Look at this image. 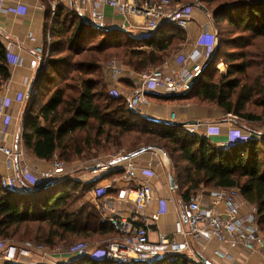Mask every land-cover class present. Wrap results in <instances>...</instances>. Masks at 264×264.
I'll return each instance as SVG.
<instances>
[{
	"label": "trees",
	"instance_id": "1",
	"mask_svg": "<svg viewBox=\"0 0 264 264\" xmlns=\"http://www.w3.org/2000/svg\"><path fill=\"white\" fill-rule=\"evenodd\" d=\"M42 1L46 5V20L55 18L54 50L37 78L40 82L37 93L24 119L25 149L41 161L51 162L57 156L71 164L79 157L97 156L94 151L125 148L128 155H135L159 147L168 157L176 193L186 204L202 186L237 188L243 199L256 208L258 224L264 232V135L233 142L229 149L221 150L201 135L190 134L183 125L157 123L142 116L131 108L125 96L114 95L109 90L104 71L107 51H115L112 55L119 56L124 64L144 72L171 60L173 52H179L187 43L188 32L167 25L147 37H131L127 29L85 23L77 12L59 3L52 12L51 6L57 0ZM172 2L184 7L200 2L211 12L213 25L220 27L221 22H226L244 36L240 43L233 42L236 45L233 53L224 52L222 40L218 41L217 51L203 67L190 93L173 96L149 93V99L163 104L217 106L242 125L264 123V55L254 64L249 60L251 53L242 50L255 47L256 41L264 37V0ZM57 52L63 53L59 61L54 57ZM70 56L78 60L62 62ZM220 63L227 66L226 72L218 69ZM9 64L7 46L0 41V92L11 77ZM255 66L261 71L251 75ZM46 83L50 84L49 89L42 94ZM254 108L260 110L255 112ZM100 181L86 182L76 175L47 188L43 187L48 182H38L35 186L26 185L24 192H10L0 180V239H18V231L24 228L35 234L33 241L28 242L55 249L60 243L72 245L80 239L100 242L118 236L117 229L104 221L98 208L86 200L89 191L97 188ZM61 264L116 263L85 255ZM128 264L201 263L171 254L153 262Z\"/></svg>",
	"mask_w": 264,
	"mask_h": 264
},
{
	"label": "built area",
	"instance_id": "2",
	"mask_svg": "<svg viewBox=\"0 0 264 264\" xmlns=\"http://www.w3.org/2000/svg\"><path fill=\"white\" fill-rule=\"evenodd\" d=\"M71 7L77 12V15L85 23H100L104 21V14L100 12V7H108L117 12L122 19L123 29L129 30L132 26L131 18L142 17L145 19L143 27L149 33L155 32L163 26H175L189 32V26L194 22L192 10L175 6L171 0H147L138 2L137 0H69ZM89 5H91L89 7ZM54 11L56 6L53 5ZM8 11L12 14H26L28 9L26 6L16 4L14 0H0V12ZM38 15H44L43 11L37 12ZM198 26L201 28V33L196 40V47L189 54L179 53L173 60H176V66H172V61H167L162 66L154 67L141 74L135 70H126L116 59L111 60L106 70L114 79L119 81L120 77H127L133 80L136 84L133 91L125 96L129 101L131 108L138 111L141 104H146L150 101L148 94L154 93L162 96H173L190 93L195 84L199 81L204 63L200 62L201 47L209 48L216 52L218 49V33L212 22L199 21ZM104 27V26H101ZM0 29L4 31L5 24L0 23ZM21 32L17 29L9 31V36L12 38L8 42V54L11 64H19L22 60L18 59L13 52L15 48L14 40L20 38ZM52 38L47 36V47L36 48L35 52L43 58V64L47 62L51 55ZM219 69H224L225 64L220 63ZM114 95H121L115 87L112 89ZM140 112V111H139ZM4 113V105L0 101V119ZM142 116L151 117L159 123H176L181 121V116L177 112H173L171 116H167L165 112V104L157 103L152 113L146 114L140 112ZM17 121L15 118H10L7 125L0 130V154L4 156V160H0V180L4 188L10 192L23 191V182H30L36 185L38 182H60L67 176L73 175L74 172L68 171L66 164L59 160L49 164L47 169L33 168L29 164L24 163L27 150L24 147H9L6 145V139L16 134ZM190 134H197V128L194 126L183 125ZM21 127L19 128V136ZM211 144L218 149H229L233 144V137L229 133H222L218 126H209L201 134ZM123 155H126L124 153ZM22 161L23 164L18 163ZM96 162L90 168L92 171L113 170L116 168L108 167L106 163L99 165L102 162ZM19 166L18 168V165ZM15 168L17 172L14 173ZM96 168V169H94ZM151 166L139 169L131 159L127 160L123 166L125 170L124 177L129 181H136L138 172L142 170L150 178L154 177L155 172L151 170ZM95 191L96 198L107 194V190ZM239 190L236 188H219L213 189L209 194L211 202L209 206L202 205L200 195L193 197L184 209L187 227L178 230V234H184L186 240L183 243H178L176 233L166 232L159 236L161 245H169L172 247L174 255H183L192 260L197 259L196 253L193 251L191 240H200L207 234H212L220 243L228 244L232 247L238 245L243 246L249 251L257 252L262 255L264 264V232L260 228L257 220V215L254 213L243 214L241 205L238 202ZM121 197L125 200L133 202L135 205V217L129 218L122 215H117L109 218V222L117 229L119 235L116 239L105 241L101 245V251L105 254V258L116 264H128L133 261L153 262L154 253H150L147 248L150 244V233L156 223L159 221L161 214L156 213L148 217L144 210L150 206L154 199V190L152 186L146 182L142 184L132 185L128 190L122 192ZM103 203H107L103 199ZM221 204L224 209H221ZM141 218L137 219V218ZM90 244L83 242L77 244L73 249L69 250H52L46 246H39L38 252L44 258L64 259L71 261L82 256L90 254ZM220 257H228L219 251L216 252ZM23 251L18 246H7L5 241L0 239V260L7 263H19ZM175 256L172 260H175ZM199 260V259H198Z\"/></svg>",
	"mask_w": 264,
	"mask_h": 264
},
{
	"label": "crops",
	"instance_id": "3",
	"mask_svg": "<svg viewBox=\"0 0 264 264\" xmlns=\"http://www.w3.org/2000/svg\"><path fill=\"white\" fill-rule=\"evenodd\" d=\"M16 4H21L27 7L28 11L26 14H12L8 11L0 12V23L5 24V29L2 31L0 29V41L4 45H8L10 39L9 31L12 29H17L21 32L20 38L14 40L15 48L13 52L18 59L22 60L19 64H9V69L11 73L10 79L4 84L0 92V101L4 105V113L0 119V130H2L10 120V118H15L17 121L16 134L6 139V145L9 147L18 148L24 147L23 143V133L25 131L24 119L27 118V106L28 101L31 97L33 100L34 94L33 90L38 84V76L40 72H43V58L35 52L36 48H46L47 47V36H52V26L55 22V18L46 20V5L42 0H14ZM65 5L72 10H74L69 0H57L56 4ZM91 5H89L90 7ZM45 7V8H44ZM100 12L105 16L101 26L117 29L122 27V19L117 14V12L108 7H100ZM43 11L44 15H38L37 12ZM75 11V10H74ZM194 22L191 25L190 30V40L182 48V54H189L193 52L196 47V40L201 33V28L198 26L199 21H210L208 18L209 14L204 9H194L192 11ZM133 19V21H132ZM132 26L129 30L142 31L143 36H149L148 31L144 29L143 24L145 19L142 17L131 18ZM98 25V24H97ZM49 30V34H48ZM52 38V37H51ZM52 46V45H51ZM8 49V46H7ZM52 50V48H51ZM201 58L200 62L204 63L205 66L208 65L211 59L213 51L209 48H200ZM172 66H176V60H171ZM226 70V67L223 69ZM107 71V70H106ZM106 81L109 86V90L114 89V87L121 91L124 96L130 94L135 86V82L127 77H120L119 81L114 79L111 72L106 74ZM30 88H32L31 95H29ZM112 91V90H111ZM157 102L156 100H151L146 104H141L138 111L146 114H150L155 109ZM165 112L167 116H171L173 112H177L181 116V121L183 123L189 124V126H194L197 128V134L201 135L206 127L218 126L221 128L222 133H229L233 137V142H244L248 139H259L264 135V125L259 124H244L239 122L236 117L229 116L219 107H207L197 104H181V103H171L165 104ZM21 127V132L19 136V128ZM25 148V147H24ZM104 158L94 159L97 162H102L99 165L103 166V163L108 164V167H114L113 170H99L97 172L90 170L93 168L90 165L89 169H86L85 174H80L79 178L83 181L90 182L93 180L101 179L97 188L89 191L86 200L92 202L102 214L103 220L109 222V218L117 215L126 216L129 218L135 217V205L133 202L125 200L121 197L122 192L128 190V187L132 185L142 184L148 182L154 190V199L150 206H148L144 213L150 217L152 214H161L159 221L153 227L150 233V244L147 250L150 253H154V258L160 259L164 258L172 253V247L169 245H161L159 236L162 233L173 232L176 233V239L178 243H183L186 240L184 234H178V230L183 227H187L186 219L184 215V209L182 199L177 196L176 188L172 189L169 182V160L166 159L165 155L159 150L144 151L135 155H117V156H107ZM57 157V156H56ZM55 157V158H56ZM58 158V157H57ZM56 158V159H57ZM131 159L133 163L139 168H147L151 166V170L155 172L154 177L150 178L147 174H144L142 170L138 172V178L134 181L127 180L125 175V170L123 166L126 165L127 160ZM0 160H4V156L0 154ZM55 160V159H54ZM24 163L29 164L33 168L47 169L51 162H45L39 160L32 153L29 154L27 151L26 156L23 160ZM108 162V163H107ZM18 163L23 164L22 161ZM92 164L96 162L91 161ZM18 165L19 166L21 165ZM79 165V164H78ZM77 166V165H75ZM67 168V166H66ZM167 169V172L166 170ZM17 172L15 168L14 173ZM116 172H118L116 174ZM113 177H109L111 175ZM75 175V174H73ZM108 175V176H106ZM106 176V177H105ZM105 177V178H103ZM43 184L40 181L39 184ZM35 186L30 182H23L22 187ZM107 190V194L104 196H99L96 198L95 191L99 189L104 191ZM216 188H207L202 186L201 190L195 195H200L202 198V205L204 207L209 206L211 198L209 194ZM237 189V188H236ZM25 190H23L24 192ZM238 202L241 205V211L243 214L257 213L255 207L246 202L241 193L238 194ZM194 196V197H195ZM103 199H106L107 203H103ZM221 209H224V205L221 204ZM142 220L141 218H137ZM191 245L193 251L197 254L203 255L206 259L210 260L214 264H262V255L257 252H252L247 250L241 245L237 247H232L225 243H220L212 235L207 234L200 240H191ZM24 251L21 262L19 264H61L64 259H49L44 258L39 253ZM219 251L223 254L228 255V257H220L216 254ZM96 259H106L105 254L100 250L99 247H93L90 250V254ZM192 261H198V259L192 258ZM6 262L0 260V264H5Z\"/></svg>",
	"mask_w": 264,
	"mask_h": 264
},
{
	"label": "rangeland",
	"instance_id": "4",
	"mask_svg": "<svg viewBox=\"0 0 264 264\" xmlns=\"http://www.w3.org/2000/svg\"><path fill=\"white\" fill-rule=\"evenodd\" d=\"M172 1V0H171ZM173 3V2H172ZM181 8H188L189 10H194V9H205V7H203L202 6V3H200V2H197V3H195L193 6H187V7H184V6H182V5H179ZM45 8V7H44ZM51 9H52V12H55L54 11V9H53V6H51ZM214 9V8H213ZM212 9V10H213ZM206 12L209 14V16H208V18L210 19V22H212V17H211V12H208L207 10H206ZM132 21H133V19H132ZM195 23V22H194ZM212 24H213V22H212ZM192 25V24H191ZM191 25L189 26V32H188V40H187V42H189V40H190V30H191ZM215 28H216V30L218 31V33H220L221 34V39H219V43H220V40H222V43L221 44H224V47H223V50H224V52H229V53H233L234 51H232L233 50V48L236 46L233 42L234 41H238V43H240V41L242 40V36H244V34L243 33H239L237 30H235V29H233V28H231V27H228V25H227V23L226 22H221L220 23V27H217V26H215V25H213ZM218 28V29H217ZM130 32V35H131V37H136V38H141L142 36H143V32L142 31H129ZM147 33H149V32H147ZM48 34H49V30H48ZM50 35H51V33H50ZM52 37V36H51ZM223 38V39H222ZM54 48V46H53V41H52V50H54L53 49ZM181 48H183V47H181ZM52 50H51V52H52ZM231 50V51H230ZM242 50L244 51V50H247V51H249L251 54H249V60L252 62V63H258L259 61H260V59H259V57H260V55L262 54V55H264V37H261V38H259L257 41H256V45H255V47H253V48H242ZM115 51H109V53H108V51H107V53H106V56H107V59H105L104 60V68H105V77L107 76L106 74L108 73L107 71H106V66H107V64L111 61V60H113V59H116L117 61H118V63L123 67V68H125L126 70H135L137 73H139V74H141V73H143V72H138L135 68H133V67H130V66H128L126 63L124 64V62H122L121 60H119L118 59V57L119 56H117V55H112L113 53H114ZM180 52H182V50H180L179 52H173V54H172V59L174 58V57H176ZM240 52V51H239ZM242 52V51H241ZM116 53V52H115ZM52 54V53H51ZM62 54L63 53H61V52H57V54L56 55H54V57H55V60H58L59 61V56H62ZM112 55V56H111ZM120 58V57H119ZM61 59H62V57H61ZM171 59V60H172ZM49 60H50V58H49ZM49 60H48V62H49ZM77 61L78 60V58H75V57H72V56H70V57H66V58H64V60L62 61V62H64V63H67V62H73V61ZM171 60H168V61H171ZM47 62V63H48ZM48 65V64H47ZM47 65H43L44 66V69L47 67ZM159 67V66H158ZM225 67H226V69H227V66L225 65ZM43 69V70H44ZM149 69H152V68H149ZM148 69V70H149ZM218 69H219V67H218ZM147 70H145L144 72H146ZM220 71H222V72H226L225 70H221L220 69ZM261 71V69L259 70L256 66L253 68V69H251V71H250V74L251 75H257L259 72ZM54 78H57V75H54ZM57 81H59V80H57ZM38 85L39 84H37V86L35 87V89H34V93H32V94H34L35 95V93H37V88H38ZM49 86H50V84L49 83H46L45 85H44V88L42 89V94L43 93H46V91L49 89ZM112 90V89H111ZM31 103H32V99H31V97H30V99H29V101H28V106H27V109H29L30 108V106H31ZM255 112H258L260 109H258V108H254L253 109ZM27 117H28V114L26 115ZM229 116H231V115H229ZM234 117V116H233ZM255 125V124H254ZM259 125H264V123H260ZM157 148H159V147H157ZM28 151V150H27ZM150 151H153V150H151L150 149ZM94 152H96V154H98L97 156H94L93 158H91V157H88V158H90V159H88V158H84V157H79V158H76V160L74 161V162H72L71 164L69 163V164H66V166H67V169H68V171H70V172H74V174L75 175H70V176H80V174H85V172H86V169H89V167H90V164H91V161H93L94 159H97V158H104V157H106L105 155H107V156H117V155H123L124 153H126V154H128V150L127 149H120V150H116V149H105V150H100V151H94ZM161 152L165 155V157H166V159H168V157H167V155L161 150ZM29 154H31L30 152H29ZM57 158V157H56ZM54 158L52 161H56V160H59V161H61L59 158ZM61 162H63V161H61ZM108 163V162H107ZM79 164V165H78ZM109 164V163H108ZM75 165H77V166H75ZM166 170V172H167V169H165ZM170 170V169H169ZM78 173H80V174H78ZM168 173H169V171H168ZM67 177H69V176H67ZM66 177V178H67ZM177 196L179 197V198H181L180 196H179V194L177 193ZM182 199V198H181ZM182 205H183V208L185 207V205H186V202L185 201H183L182 200ZM254 207V206H253ZM255 214V213H254ZM35 234L34 233H32V232H30V231H28V230H25L24 228H21L19 231H18V239H11V240H5V243H6V245L7 246H18V247H20L21 249H22V251H23V253H24V251L25 252H27V250H29L30 252H35V253H39L38 252V247L39 246H41V245H38V244H32V243H30V242H28V241H33V236H34ZM20 237V238H19ZM118 236H114V237H109V238H105V239H103V240H101L100 242H97V241H95V240H93V241H91V240H83V239H80V240H75V242L72 244V245H67V244H65V243H60V244H58L56 247H55V249L53 248L52 250H55V251H53V252H56V249L57 250H60V249H63V250H69V249H73V247H75L77 244H79V243H83V242H86V243H88V244H90V246H91V248H93V247H99L100 248V250H101V245L105 242V241H107V240H110V239H116ZM28 251V252H29ZM40 254V253H39ZM41 255V254H40ZM198 259V258H197ZM64 261V260H63ZM199 261V260H198Z\"/></svg>",
	"mask_w": 264,
	"mask_h": 264
},
{
	"label": "water",
	"instance_id": "5",
	"mask_svg": "<svg viewBox=\"0 0 264 264\" xmlns=\"http://www.w3.org/2000/svg\"><path fill=\"white\" fill-rule=\"evenodd\" d=\"M31 91H32V88H30L29 95H31ZM155 122L159 123L160 121L155 120ZM174 124H178V125H189V124H186V123H183V122H176ZM151 150H159V151H161L162 149L161 148H157V147H153V148H151ZM94 169H96V168H94ZM169 182H170L171 188L172 189H175L176 188V182H175V179L171 175H169ZM55 183L56 182H49L43 188H47V187H49L51 185H54ZM196 255H197V257H198V259H199V261H200L201 264H214L210 260L206 259L203 255L197 254V253H196Z\"/></svg>",
	"mask_w": 264,
	"mask_h": 264
}]
</instances>
